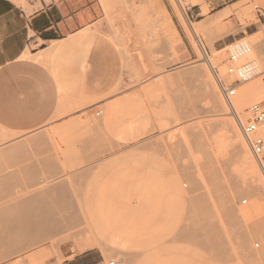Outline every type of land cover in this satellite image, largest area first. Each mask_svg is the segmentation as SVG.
Returning a JSON list of instances; mask_svg holds the SVG:
<instances>
[{
  "label": "rangeland",
  "instance_id": "1",
  "mask_svg": "<svg viewBox=\"0 0 264 264\" xmlns=\"http://www.w3.org/2000/svg\"><path fill=\"white\" fill-rule=\"evenodd\" d=\"M170 1L88 0L96 13L86 26L89 37L45 57L31 49L20 57L19 63L47 64L61 83L45 122L33 120L44 113L27 109L18 115L24 124L2 125L0 211L12 206L19 215L45 206L47 194L48 204L64 205L65 194L46 189L60 179L77 218L44 230L37 241L4 234L15 249L1 243L0 264H61L65 245L73 252L89 248L97 260L117 256L119 264H264V170L240 126L256 166L243 162L228 127L238 119L218 80L238 83L235 98L249 88L238 112L246 121L247 106L264 99V71L244 79L228 67L257 59L264 69V29L246 35L251 52L232 62L228 45L216 48L213 41L235 30L234 23L197 21L187 9L201 0ZM255 3L264 7L259 0L235 5L242 22L258 19ZM198 25L203 30L196 33ZM215 80L226 106L212 93ZM13 144L18 157L7 151ZM209 223L220 230L217 241H209Z\"/></svg>",
  "mask_w": 264,
  "mask_h": 264
},
{
  "label": "crops",
  "instance_id": "2",
  "mask_svg": "<svg viewBox=\"0 0 264 264\" xmlns=\"http://www.w3.org/2000/svg\"><path fill=\"white\" fill-rule=\"evenodd\" d=\"M163 1L167 6L171 3L170 0ZM201 1L205 2L206 11L202 2L187 9L197 21L212 18L235 24V30L213 41L216 48L264 29V17L258 16L257 20L244 23L235 10L236 4H247L252 0ZM259 1L264 4V0ZM171 12L174 19L176 13L173 8ZM95 19V9L88 0H30L26 4L18 0H0V131L3 124L12 128L27 122L24 117H18L27 109L35 115L44 113V117L33 120L45 122V114H51L56 105L61 82L45 69L47 64L19 63L22 54L31 49L33 52L43 51L39 57H45V53L52 50L59 52L69 48L91 35L86 26ZM108 46L105 45L106 48ZM186 49L184 56L188 58ZM41 61L48 63L51 60ZM61 78L66 80V76ZM61 257V264H96L98 261L89 248L73 252L69 245L62 247Z\"/></svg>",
  "mask_w": 264,
  "mask_h": 264
},
{
  "label": "bare ground",
  "instance_id": "3",
  "mask_svg": "<svg viewBox=\"0 0 264 264\" xmlns=\"http://www.w3.org/2000/svg\"><path fill=\"white\" fill-rule=\"evenodd\" d=\"M165 12V11H164ZM165 14V13H164ZM167 17V16H166ZM165 17V19H166V24L167 25H171V22L169 21V19H167V18H169V17H167L166 18ZM160 28V27H159ZM169 28V27H168ZM170 29V28H169ZM193 29H194V31L196 32V33H199V32H201L202 30H203V27L201 26V25H198V26H194L193 27ZM251 42V41H250ZM173 45V44H172ZM251 50H252V44H251V46H250V48L246 51V52H244V53H242L238 58H242V56L244 57V55L246 54V53H248V52H251ZM208 60L210 59V58H207ZM257 60V59H256ZM210 61H211V59H210ZM258 61V60H257ZM259 62V61H258ZM224 65V64H223ZM204 68V67H203ZM201 70H202V68H201ZM187 71H189V70H187ZM199 71V70H198ZM208 72V71H207ZM187 73V72H186ZM193 73H195V72H193ZM218 74V73H217ZM264 76V75H263ZM218 78H219V76H218ZM213 79V78H212ZM219 80V79H218ZM216 83V80H215V82L212 84L213 85V88H214V90L212 91V93L214 92V94L216 93V94H219V95H215L216 96V98L218 99V97L219 98H221L220 99V102L221 103H223V104H221L222 106H226L225 105V102L223 101V98L221 97V94L219 93V86H217V83ZM252 85H253V83H252ZM251 86V85H250ZM254 86V85H253ZM252 88H254V87H252ZM244 89V88H243ZM249 89V88H248ZM248 89L246 88V90L248 91ZM251 89V88H250ZM246 90H244V93H245V91ZM238 92V91H237ZM242 92H243V90H242ZM241 92V94H243L241 97H239L240 95H238V97L239 98H235L234 97V99H235V101H234V103H235V105H236V108H237V111L239 112V111H242V110H244L245 108H246V105H247V102H246V100L245 99H247V96H244V93H242ZM246 93H248V92H246ZM213 94V95H214ZM238 94H240V92L238 93ZM212 95V97H214ZM237 95V94H236ZM249 95H251V94H249ZM246 97V98H245ZM219 100V99H218ZM218 100H216L217 102H218ZM215 101V100H214ZM215 101V102H216ZM247 101H249L248 99H247ZM193 102H195V101H193ZM220 102H218V103H220ZM191 104V106L189 105V107L191 108L192 106H193V109L194 108H196L195 106H198L199 107V105L198 104H194V105H192L193 103L192 102H190ZM211 103V102H210ZM203 104V103H202ZM220 105V104H219ZM62 106V105H61ZM222 106H220V107H222ZM188 107V108H189ZM204 107V106H203ZM195 110V109H194ZM199 110H201V109H199ZM59 112H60V110H59ZM190 124H194V123H190ZM191 127V126H190ZM228 127H229V130H230V135H231V137H233V138H235V140H236V143L238 144V148H239V151L241 152V154H242V160H243V162L245 163V164H247V165H250V166H253V167H255L256 165H255V162H254V160H253V158H252V155H251V153H250V151H249V149H248V147L245 145V143H244V141H243V138H242V135H241V131H240V124H239V121L237 120V121H234V120H232V119H229L228 120ZM195 135H198V134H195ZM18 143H21V141L20 142H17V143H15V144H18ZM13 146H15L14 144L11 146L12 147V149L10 148H8V150L7 151H9L10 150V153H11V151L12 150H16V149H18L19 147L17 146V148H15V147H13ZM22 146V145H21ZM20 146V147H21ZM25 149V148H24ZM20 152V154L23 156L24 154H22L21 152L22 151H19L18 150V152L17 153H19ZM239 152V153H240ZM10 153H7L6 154V156L8 157L9 155L8 154H10ZM12 154V156H14L15 154H16V152H15V154H14V152L13 153H11ZM240 154V155H241ZM11 156V155H10ZM16 157H18L17 155H15ZM14 156V157H15ZM2 157V156H1ZM11 159L13 158V157H10ZM10 159V160H11ZM20 159V158H19ZM16 160H17V158H16ZM260 162V161H259ZM260 164V167H261V169H263L264 170V160L262 161V162H260L259 163ZM214 172V171H213ZM212 172V173H213ZM215 174H218L217 173V171L215 170V172H214ZM213 173V174H214ZM218 176V175H217ZM219 177V176H218ZM219 184V186L221 185L220 183H218ZM67 184H66V182H65V180H60L59 179V181L57 180V182H55V183H53V184H51V186H49V187H47L46 189L48 190V193L49 192H52V191H57V192H59V193H56V194H60V196L63 194H65L64 196H62V197H64L63 199H62V201H64V205H61V206H55V205H53V204H48L47 203V201L49 200V195L47 194V192H46V196H45V206L43 205V206H41V204H39V206L40 207H32V208H28V207H24L25 209H24V212L22 213V214H19V215H15V214H13V213H11V207L9 208H3L1 211H0V244L1 243H5V245H8L10 248L11 247H15V245L12 243V239L11 238H9V237H4L3 235L4 234H15V233H18V232H20V233H24L25 235H26V239L24 240L25 242H27L28 240L27 239H35L36 241L38 240V236L40 235V234H42V232H44V230H45V232L47 233H49V232H54L52 229L54 228V227H56V226H58L60 223L63 225L64 224V226L63 227H65V226H69V225H71L73 222H74V219H76L77 218V214H76V210L74 209V205L73 204H71V203H73V202H70L69 200V198H66L67 197V194H66V192H67ZM61 192V193H60ZM55 195V194H54ZM66 196V197H65ZM43 200V198H39V199H35L34 201L35 202H41ZM44 201V200H43ZM18 203H22V205H25L26 204V201H20V202H18ZM225 203V202H224ZM227 203V202H226ZM38 204V203H37ZM70 205V206H69ZM18 206V205H17ZM20 206V205H19ZM73 207V209H71L72 207ZM69 207H70V209H69ZM16 208H19V209H21V208H23V207H16ZM230 212L228 213V210H227V213L228 214H231V212L233 211L232 209H231V206H230V210H229ZM59 212H60V214H59ZM226 213V212H225ZM61 215V216H60ZM232 219V218H231ZM234 222V221H233ZM60 224V225H61ZM59 225V226H60ZM58 226V227H59ZM58 227H56V228H58ZM62 227V228H63ZM208 231H209V235H210V239H209V241H217L218 240V238H219V236H220V230L215 226V225H213L212 223H209V225H208ZM55 229V228H54ZM59 229H61V226L58 228V230ZM56 230V229H55ZM45 233V234H46ZM95 233V232H94ZM94 235H98V236H96V237H99V234H94ZM41 236V235H40ZM222 236V235H221ZM242 237H241V239H240V242H243L244 241V237H245V234H243V235H241ZM220 238H223V237H220ZM40 239V238H39ZM217 239V240H216ZM39 242V241H38ZM102 242L100 241V244H101ZM105 243V242H104ZM106 244V243H105ZM222 245V244H221ZM220 245V246H221ZM1 246V245H0ZM5 247V246H4ZM9 247H7V248H9ZM13 248H11V249H13ZM15 249V248H14ZM223 249H224V245L222 246V247H220L219 248V251H220V253H223L224 251H223ZM4 250V249H3ZM2 251V250H1ZM5 251V250H4ZM38 251V250H37ZM6 254V253H5ZM223 254H225V252L223 253ZM27 255V254H26ZM25 255V256H26ZM33 257V256H32ZM116 259H117V261L119 262V261H121V260H119L120 258L119 257H117L116 256ZM31 260V259H30ZM59 260V259H58Z\"/></svg>",
  "mask_w": 264,
  "mask_h": 264
},
{
  "label": "built area",
  "instance_id": "4",
  "mask_svg": "<svg viewBox=\"0 0 264 264\" xmlns=\"http://www.w3.org/2000/svg\"><path fill=\"white\" fill-rule=\"evenodd\" d=\"M254 7L257 15L264 17V7L259 3H255ZM250 46L251 42L248 38H246V36L234 39L228 44V58L232 62L236 61L242 53L246 52L250 48ZM228 71L230 73H236L244 79H248L262 73L264 69H262L256 59H251L238 64L235 62L231 63L228 67ZM219 80L223 98L230 107L231 112L238 119L242 132L252 153L260 162H262L264 159V99L253 101L247 106L249 117L246 121H243L239 116L233 100L237 94L238 83L225 85L221 78ZM239 80L241 79H238V81ZM254 245L258 247L260 242L256 241ZM96 264H119V262L115 258L107 259L102 257L96 262Z\"/></svg>",
  "mask_w": 264,
  "mask_h": 264
}]
</instances>
